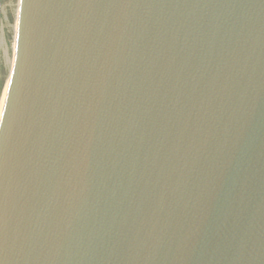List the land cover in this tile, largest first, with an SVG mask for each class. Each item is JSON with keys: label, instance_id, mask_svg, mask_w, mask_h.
<instances>
[{"label": "water", "instance_id": "obj_1", "mask_svg": "<svg viewBox=\"0 0 264 264\" xmlns=\"http://www.w3.org/2000/svg\"><path fill=\"white\" fill-rule=\"evenodd\" d=\"M0 264H264V0H20Z\"/></svg>", "mask_w": 264, "mask_h": 264}, {"label": "rangeland", "instance_id": "obj_2", "mask_svg": "<svg viewBox=\"0 0 264 264\" xmlns=\"http://www.w3.org/2000/svg\"><path fill=\"white\" fill-rule=\"evenodd\" d=\"M19 0H4L3 30L1 34V61H0V106L5 93L6 83L11 73L16 37L15 26L18 17ZM3 36V40H2Z\"/></svg>", "mask_w": 264, "mask_h": 264}, {"label": "bare ground", "instance_id": "obj_3", "mask_svg": "<svg viewBox=\"0 0 264 264\" xmlns=\"http://www.w3.org/2000/svg\"><path fill=\"white\" fill-rule=\"evenodd\" d=\"M19 10H20V0H19V8H18V17H17L16 26H15L16 37H15V43H14V48H13L14 56H13V59H12V67H13V63H14V59H15L16 46H17V34H18V26H19ZM11 72H12V68H11ZM10 78H11V73H10V76H9L8 81L6 83L5 93H4V96H3V99H2V102H1V106H0V120L2 118L5 101H6V98H7V93H8Z\"/></svg>", "mask_w": 264, "mask_h": 264}, {"label": "built area", "instance_id": "obj_4", "mask_svg": "<svg viewBox=\"0 0 264 264\" xmlns=\"http://www.w3.org/2000/svg\"><path fill=\"white\" fill-rule=\"evenodd\" d=\"M3 5H4V0H0V61H1V51H2L1 34L3 30ZM0 92H1V89H0Z\"/></svg>", "mask_w": 264, "mask_h": 264}, {"label": "flooded vegetation", "instance_id": "obj_5", "mask_svg": "<svg viewBox=\"0 0 264 264\" xmlns=\"http://www.w3.org/2000/svg\"><path fill=\"white\" fill-rule=\"evenodd\" d=\"M2 40H3V36H2ZM3 43V42H2Z\"/></svg>", "mask_w": 264, "mask_h": 264}]
</instances>
